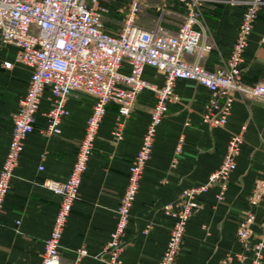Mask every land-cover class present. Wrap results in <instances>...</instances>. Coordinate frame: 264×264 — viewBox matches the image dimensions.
<instances>
[{
  "label": "crops",
  "instance_id": "1",
  "mask_svg": "<svg viewBox=\"0 0 264 264\" xmlns=\"http://www.w3.org/2000/svg\"><path fill=\"white\" fill-rule=\"evenodd\" d=\"M128 1H101L110 10L109 17L105 18L109 30L118 31L123 26V13L119 9ZM139 1L140 24L169 34L178 31L189 5L188 0ZM202 4L200 20L205 40L213 49L202 56L200 62L214 70L224 67L231 54L247 2L204 0ZM8 47L15 50L13 46H3L1 60L6 59ZM242 68L246 82H264V5L246 47ZM29 76L28 70L22 87L18 79L16 81L0 69V168L12 136L11 115L27 89ZM145 76L150 82L160 85L163 82L152 67L146 68ZM186 81H179L176 90ZM210 95L209 91L207 100ZM92 104L90 98L71 97L68 101L70 113L63 118L59 135L42 132L47 119L41 114L36 116V130L25 140L0 218V264H40L44 243L51 233L60 203L59 196L42 182L45 178H68L79 142L85 135ZM149 107L144 97L138 96L118 144L111 140L112 126H100L107 137L95 140L78 199L64 228L60 247L62 264H74L82 247L88 249V255L80 264H105L102 252L115 227L119 198L128 183L130 165L150 120ZM116 109L111 105L107 113H117ZM183 118L171 115L163 120L157 131L151 159L131 210L120 264H158L172 221L163 207L183 190L205 182L221 163L230 134L245 127L237 169L228 180L226 193L219 202L216 194L220 186L215 185L198 197L200 207L188 223L177 264H220L222 258L241 247L235 230L248 206L247 198L255 179L264 175V103L237 94L225 127L209 129L191 112ZM183 134L182 150L177 154ZM41 165L44 169H40ZM263 214L264 207L258 210L259 217Z\"/></svg>",
  "mask_w": 264,
  "mask_h": 264
},
{
  "label": "built area",
  "instance_id": "2",
  "mask_svg": "<svg viewBox=\"0 0 264 264\" xmlns=\"http://www.w3.org/2000/svg\"><path fill=\"white\" fill-rule=\"evenodd\" d=\"M101 1L0 0V50L3 46H13L16 60L30 71L27 89L12 114V136L0 168V218L25 140L36 130V116L41 114L47 119L42 132L59 135L62 120L70 113L68 101L71 97H87L93 102L85 135L79 142L68 178L43 179L44 186L59 196L60 203L51 233L44 243L40 264H62L60 247L64 228L79 196L100 126L111 105L116 106L119 115L114 134L121 137L125 124L122 120L131 116L139 94L147 88L157 94L148 128L130 166L134 183L120 203L119 218L109 243L110 247L118 248L121 231L127 227L128 202L132 200L139 177L151 158L156 128L163 121L169 104L178 98L176 85L179 81H194L210 91L204 119L212 126L227 124L237 94L264 103V82H246L242 68L246 47L264 0H246L231 54L224 67L214 70L200 62V58L213 49L205 40V29L200 20L204 0H188V10L175 34L142 26L138 17L139 0H129L120 7L119 11L125 15L123 26L118 31H111L104 16L109 8ZM3 67L0 59V69ZM147 67L156 69L162 77L163 82L158 88L147 80ZM243 136L244 130L230 135L218 168L209 174L206 183L186 190L184 204L179 202L175 206L172 213L177 217V226L170 238V246L166 248L168 254H178L181 250L185 225L198 207L196 194L217 183L224 184L225 188V181L237 167ZM40 169L44 166L41 165ZM263 197L264 177H259L248 201L251 210L237 229V238L245 252H250L249 246L254 247L255 241H258L257 253H261L264 247V235L257 239L253 228V209ZM178 211H181L179 216ZM261 225L264 233V219ZM78 252L80 255L88 253L85 247ZM233 263L229 258L221 264ZM250 264L260 262L254 259Z\"/></svg>",
  "mask_w": 264,
  "mask_h": 264
},
{
  "label": "rangeland",
  "instance_id": "3",
  "mask_svg": "<svg viewBox=\"0 0 264 264\" xmlns=\"http://www.w3.org/2000/svg\"><path fill=\"white\" fill-rule=\"evenodd\" d=\"M109 14H110V10L104 14L105 18L109 17L108 16ZM122 15H123V23H124L125 15H124V13ZM5 56H6V59H2L1 60L2 61V65L4 66L2 68L3 71H7V74L9 76L15 77L16 81L18 79V81L21 82V84H22V82L25 81V79H26V77L28 75V70H27L26 66L21 64L20 62H18L16 60L15 50L12 47H8L6 49V55ZM152 83H154L153 85L156 88H158L160 86V84H158L157 82H152ZM179 86L180 87H178V89L176 90V94H177L178 98L176 100H174L172 103H170V105L168 107V110H167L163 120H165V118H167V117H170L171 115H175V116L176 115H180V116H182V118L183 117H187L189 112H191V115H195V116L198 115V117L201 120L200 122L202 124L206 125V127L209 128V129H212V128H215V127H225L226 126V125H224V126H212L208 122L205 121V119H204V110H205V104L207 102V98L206 97H208L207 94L209 95V91L205 87L201 86L200 84H198L197 82H194V81L182 82ZM22 87H23V84H22ZM178 92L179 93L181 92V94L179 95ZM139 96H143L146 104H148L150 106L149 110H150V116H151L152 108L155 105V102H156V99H157L156 92L151 90V89H149V88H147ZM84 113H86V112L84 111ZM144 113H146V109H144ZM129 118H127V120ZM118 119H119L118 113L109 112V114L107 113V115L104 117V120H103L102 125H101V126H107L108 128L110 126H112V134H113L112 136L113 137H112V139L111 138L110 139L113 140V143H116V144H118V143H120L122 141V138L124 136V128H125V125H126V122H127V120H122L123 122H125V124H124V127L122 129L123 130L122 133H121L122 136L118 137V136H116L114 134V130H115L114 127L116 126V122H118ZM11 120H12V115H11ZM185 122L188 124L189 120L186 119ZM162 123H163V121L160 123V125ZM148 125H149V123H148ZM160 125H158L157 128H156V132H155V136H154V142H155V137H156V134H157V131H158ZM147 128H148V126H147ZM105 129H107V128H105ZM241 130H245V127H242ZM241 130L232 132L231 134L240 132ZM145 133H144V135H145ZM144 135H143V138H144ZM183 136H184V134L181 135L180 142H179V144H178V146L176 148V153L177 154L182 150L181 149V144H182ZM106 137H107V135H105L104 132L99 130L96 139L99 138L101 140H104V139H106ZM143 138H142V140H143ZM229 139H230V137H229ZM142 140H141V142H142ZM243 141H244V136H243ZM243 141H242V144H243ZM141 142H140V144H141ZM154 142H153V147H154ZM94 144H95V142H94ZM227 144H228V142H227ZM227 144H226V147H227ZM242 144H241V146H242ZM179 146H180V150H178ZM241 146H240L239 155L241 153ZM152 151H153V148H152ZM225 152H226V149H225ZM224 156H225V153H224ZM223 159H224V157H223ZM223 159H222V161H223ZM148 162H147V164H148ZM147 164H146V166H147ZM146 166H145V168H146ZM88 167H89V165H88ZM236 169H237V167H236ZM236 169L232 172V174L236 171ZM87 170H88V168H87ZM129 170H130V168H129ZM144 170H143V172L141 173V175L139 177L138 183L136 184V189H135V192L133 194V198H132V200L130 202H128V207H129L128 208V215H127V220L128 221H127L126 229L121 231V237H120V241L121 242H119V244H121V245L118 248L116 246H111L110 247L109 243H110V240H111V237H112V232L116 228L117 221H118L119 214H120V210H119L120 203L123 202V199H124V197H126L128 189L131 188L133 186V183H134L133 177H130V173H128V183H127V185L125 187L124 192L122 193V195L119 198V202H118V205H117V208H116V223H115V227H114L113 231L111 232L110 239L108 240V242L105 245V247L103 249V252H102V255L104 256L105 264H120L121 263L122 252H123V249H124L125 244H126L125 236H126V233H127L128 229H129V225H130L131 210H132V207H133V205H134V203L136 201V198H137V196L139 194L140 185H141V181H142V178H143ZM215 170H213V171H215ZM208 176H207V178H208ZM230 176L225 181V188H223L224 184L223 185L220 184V183L215 184V185H219L220 186L219 192H217V194H216V199L219 202L222 201V198L224 197V195L226 193L227 184H228V180H229ZM14 177H15V175H14ZM14 177H13V179H14ZM129 177H130V179H129ZM262 177H264V175ZM207 178H206L205 182H203L201 184L206 183ZM42 184H43V182H42ZM201 184H199V185H201ZM199 185H196V186H193V187H190V188H187V189L183 190V192H181L179 194V196L174 201L167 203L163 207V210L167 214L170 215V217L172 218V221H171V224H170V227H169V230H168L167 243H166V246H165L164 250L161 252V254L159 256L158 264H177L178 263L181 251H182V249L184 247V244H185V238H186V231H187L188 223L190 222L191 218L194 216V214L197 212V210L200 207V204L198 202V197L201 194H203L205 192H208L215 185H213L207 191L200 192L199 194H196L195 199H196V201L198 203V207L190 214V218L187 220V224L185 225V231H184L185 232V238L183 239V243L181 245V250H180V252L178 254L176 252L168 254V252H167V249H168L167 246L168 245L170 246V242H171L170 238L173 235V233H174V231L176 229V226H177L176 225L177 224L176 223V218L177 217H175V215L172 212H175V210H176L175 206L179 202L181 204H184V201H185L184 195H186L185 191L186 190L188 191V190H190L192 188H195V187H197ZM253 187H254V185H253ZM252 192H253V188H252V191H251V193L249 194V196L247 198V202L249 201V197L252 195ZM263 203H264V197L261 200V202L258 204V206L253 209L254 210V215H255V223H254V227L253 228H254V233H255V236H256L257 239L260 236L264 235L263 230H262V225H261V223L263 222V219H264V214H263L262 217L258 216V210L264 207ZM249 210H251V209L249 208V205H248L246 207V209H244V211L242 213L241 220L247 216ZM180 212L181 211L177 212L178 216L180 215ZM241 220L239 221V223L241 222ZM239 223H238V225H239ZM238 225H237L236 230H235V237H236V239L239 242L241 247L235 253L227 254L224 258H222V260L220 261V264L222 263L223 260L229 259V258H231L232 262H234L233 264H250L254 259H255V261L259 260L260 264H264V247L262 248L261 253H257V251L255 249H256V246L258 245L257 244L258 241H255L254 244L251 242L255 246L254 247L253 246H249L250 247V252H247V251L245 252L243 244H241V242L237 238ZM87 251H88V249H87ZM114 254L116 255V257H115ZM86 255H88V253L85 254V255H80L79 252H78V255H77L76 259H75L74 264H80L82 258L85 257Z\"/></svg>",
  "mask_w": 264,
  "mask_h": 264
}]
</instances>
